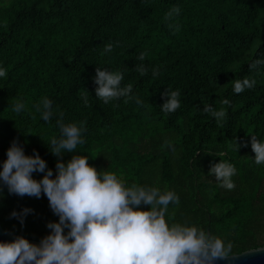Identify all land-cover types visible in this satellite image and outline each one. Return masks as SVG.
I'll use <instances>...</instances> for the list:
<instances>
[{"label": "trees", "instance_id": "1", "mask_svg": "<svg viewBox=\"0 0 264 264\" xmlns=\"http://www.w3.org/2000/svg\"><path fill=\"white\" fill-rule=\"evenodd\" d=\"M173 6L180 12L168 21ZM256 58H264V0H0V162L12 142L38 153L53 175L58 159L87 155L125 185L174 191L170 224L205 230L230 244L229 254L263 246L264 164L254 163L248 143L250 134L264 140V64L249 68ZM96 67L122 72L134 98L98 99ZM243 78L254 87L234 93L232 82ZM165 90L180 93V107L167 114ZM44 97L52 101L47 121L36 109ZM15 101L24 105L19 113ZM205 105L225 108V119ZM58 120L83 122L84 141L59 157L47 144L59 135ZM219 159L236 169L231 190L208 172ZM24 208L21 223L11 213ZM51 217L58 216L43 192L20 196L0 183L2 228L40 241L48 232L37 227Z\"/></svg>", "mask_w": 264, "mask_h": 264}, {"label": "clouds", "instance_id": "2", "mask_svg": "<svg viewBox=\"0 0 264 264\" xmlns=\"http://www.w3.org/2000/svg\"><path fill=\"white\" fill-rule=\"evenodd\" d=\"M179 6H173L165 19L173 21L179 15ZM169 27L178 29V24ZM112 44H106L105 52L112 51ZM144 59L143 53L138 57ZM264 64V58H256L249 68ZM140 75L146 69L137 67ZM157 74L155 70L152 73ZM6 70L0 66V78ZM123 73L96 67L93 77L95 96L104 103L130 95L132 86H121ZM255 80L236 79L232 91L241 93L254 87ZM166 97L160 105L164 113L174 112L180 107V93L165 90ZM84 104L88 100L84 98ZM136 103L141 101L136 98ZM224 105L229 104L225 99ZM24 105L15 101L12 109L19 113ZM41 118L49 120L52 115V101L44 97L36 106ZM217 121L226 117V109L204 106ZM59 135L47 142L50 152L59 157L64 152H73L82 144L83 122L64 123L58 120ZM254 153L253 161L264 164V140L250 134L248 141ZM239 145L236 143L235 150ZM87 155H72L69 160H57L56 172L47 168L46 162L35 151L25 154L23 148L12 142L6 149V158L0 162V183L9 193L39 198L47 197L49 207L58 216L50 221V232L41 238L39 244L23 236L10 241H0V264H216L225 259L231 245L192 224L172 223L165 219L170 203H179L178 195L172 190L161 191L155 186L138 184L125 185L114 172L97 170L88 163ZM33 172H42L39 180ZM208 172L219 182L220 187L231 190L235 187L232 177L236 173L233 164L221 161L212 164ZM141 204L147 208L139 207ZM30 209L11 213L23 223V216ZM65 229L67 231H65Z\"/></svg>", "mask_w": 264, "mask_h": 264}, {"label": "water", "instance_id": "3", "mask_svg": "<svg viewBox=\"0 0 264 264\" xmlns=\"http://www.w3.org/2000/svg\"><path fill=\"white\" fill-rule=\"evenodd\" d=\"M16 236L19 235L0 225V241H10ZM27 240L36 244L40 242L32 239ZM216 264H264V245L240 253L229 254L225 259L218 260Z\"/></svg>", "mask_w": 264, "mask_h": 264}, {"label": "rangeland", "instance_id": "4", "mask_svg": "<svg viewBox=\"0 0 264 264\" xmlns=\"http://www.w3.org/2000/svg\"><path fill=\"white\" fill-rule=\"evenodd\" d=\"M51 219H52L53 221H54V220L58 221V217H51ZM51 219H50L49 221H47L46 224L37 227L38 231H39V232L47 231V232L49 233V232H50V229H49L46 225H47L48 222L51 221Z\"/></svg>", "mask_w": 264, "mask_h": 264}]
</instances>
